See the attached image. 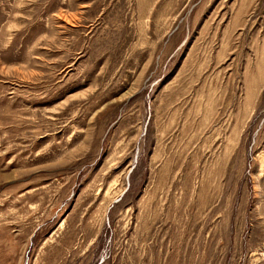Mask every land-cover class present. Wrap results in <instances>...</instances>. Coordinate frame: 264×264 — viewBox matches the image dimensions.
I'll return each mask as SVG.
<instances>
[{
	"label": "rangeland",
	"instance_id": "obj_1",
	"mask_svg": "<svg viewBox=\"0 0 264 264\" xmlns=\"http://www.w3.org/2000/svg\"><path fill=\"white\" fill-rule=\"evenodd\" d=\"M0 264H264V0H0Z\"/></svg>",
	"mask_w": 264,
	"mask_h": 264
}]
</instances>
